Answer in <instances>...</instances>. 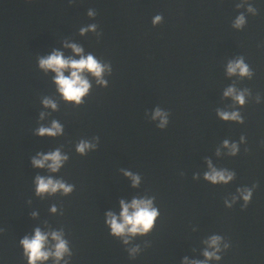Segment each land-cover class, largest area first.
I'll list each match as a JSON object with an SVG mask.
<instances>
[{
    "label": "water",
    "instance_id": "obj_1",
    "mask_svg": "<svg viewBox=\"0 0 264 264\" xmlns=\"http://www.w3.org/2000/svg\"><path fill=\"white\" fill-rule=\"evenodd\" d=\"M89 9L96 11L95 18L88 16ZM241 13L246 25L237 30L232 22ZM157 14L163 21L153 26ZM92 24L95 32L80 35ZM65 41L112 66V75L104 77L107 88L86 74L92 87L80 106L64 102L52 83L54 73L37 67L38 58L53 49L73 56ZM239 56L255 73L251 80L227 75V63ZM229 86L251 91L243 108L223 96ZM43 97L55 100L58 110L45 109ZM157 107L168 113L164 130L157 127L159 119L151 118ZM217 109L240 111L244 124L221 120ZM40 112L49 115L40 121ZM53 119L64 125V135L33 134ZM241 135L247 143L237 156H228L222 142H238ZM97 136V150L86 156L76 152L81 139L95 142ZM56 148L69 156L59 172L31 165L37 152ZM208 159L234 171L235 179L219 185L205 181ZM122 170L140 175V185L133 187ZM194 173L199 180L192 179ZM37 175L62 179L75 190L40 198L33 184ZM253 184L257 187L246 208L242 199L231 209L225 206L226 198L238 196L237 188ZM153 196L160 217L152 232L132 237L128 245L109 235L106 212L119 215L121 200ZM52 205L56 214L50 212ZM36 227L63 228L73 251L71 264L204 260V241L212 235L231 243L219 264H264V0H0L4 264H26L19 240ZM136 246L141 252L132 258L128 249Z\"/></svg>",
    "mask_w": 264,
    "mask_h": 264
},
{
    "label": "clouds",
    "instance_id": "obj_2",
    "mask_svg": "<svg viewBox=\"0 0 264 264\" xmlns=\"http://www.w3.org/2000/svg\"><path fill=\"white\" fill-rule=\"evenodd\" d=\"M242 6L238 5V7ZM247 10L248 12H255V9L251 5H249ZM87 14L90 18H95L97 13L95 10L89 9ZM162 21V15H155L152 21L153 26L162 23ZM245 25L246 17L243 13L238 15L232 22V27L237 30H243ZM96 28V24L82 27L80 35H85L89 31L95 32ZM63 47L71 49L74 55L65 57L63 51L53 49L50 54L38 58L37 67L45 74L49 72L54 73L52 83L56 86V91L64 102L80 106L84 103L85 97L89 95L92 87L86 74H91L96 79L97 85L107 88L109 81L104 77L106 73L109 76L112 75V66L98 60L91 53L85 54L83 47L77 43L65 41ZM76 56L79 58H75ZM66 72H68V75H65ZM226 73L230 77L239 76L240 78H247L249 80L255 75L249 64L245 62L243 56L229 60L226 66ZM223 96L231 98L235 105L243 108L249 99L252 98V93L247 88L237 89L235 86H229L224 90ZM254 99L257 104L261 103V96L259 94ZM41 104L45 109L58 110V105L52 98L43 97ZM47 115H49L48 112H40V121H43ZM216 115L225 122L231 121L237 124H244V117L238 110L229 112L217 109ZM151 118L154 121L159 119L157 127L161 130H164L169 123L168 113L162 111L159 107L154 110ZM33 134L38 137L56 138L64 135V125L58 120L53 119L49 125L40 124L39 127L33 130ZM93 140L95 142L81 139L75 145L76 152L81 156H86L89 151L97 150L99 137H94ZM246 143V137L241 135L238 142H230L225 139L222 142V148L228 150L226 153L228 156L235 157L240 153V145ZM216 154L217 156L221 155L220 148L217 149ZM68 160L69 156L62 153L60 148H56L46 153L37 152L35 156L31 157V165L34 168H47L51 173H57ZM206 162L208 171L203 174L205 181L213 185H219L228 184L235 179L236 173L234 171H230L227 168H217L210 159ZM122 171L125 176L131 178L133 187L140 185V175L133 174L130 171ZM192 179L199 180V173H194ZM33 184L35 186V195L40 198L52 196L58 192L63 196H69L75 190L74 184H69L62 179H54L52 176L37 175L33 180ZM256 187L257 185L253 184L252 187L244 186L237 188L238 196H232L231 201L226 198L224 200L225 206L231 209L238 199H242L244 204L241 207L242 209L246 208L252 201ZM154 201V196L151 198H133L130 203L121 200L119 215L112 211L105 213L104 224L109 229V235L121 240L124 245H128L132 237L146 236L152 232L156 227L158 217H160V209L154 206ZM28 203L30 204L31 201ZM50 212L52 214L57 213L56 205H52ZM60 214H62V210H60ZM31 216L36 218L38 212L33 211ZM192 230L196 231V228L193 227ZM3 231L4 229L0 228V233H3ZM204 244L206 245L202 253L205 258L204 260L189 259L185 256L181 264H209L210 261H216L219 264L223 259V253L231 247L230 241L220 235H212L204 241ZM19 247L22 249L26 264H47L49 260L52 261V264H71L72 262L73 251L69 240L65 238L63 228L60 230L43 231L40 227H36L31 235H24L20 238ZM128 252L132 258H135L141 252V249L139 246H136L128 249ZM0 264H4L2 258H0Z\"/></svg>",
    "mask_w": 264,
    "mask_h": 264
}]
</instances>
